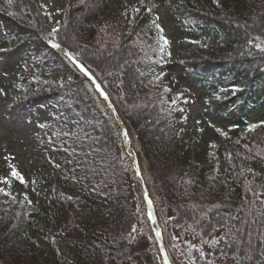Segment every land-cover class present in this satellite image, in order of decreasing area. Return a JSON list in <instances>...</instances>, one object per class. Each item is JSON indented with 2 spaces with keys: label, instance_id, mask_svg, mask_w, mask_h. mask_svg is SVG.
I'll return each mask as SVG.
<instances>
[{
  "label": "trees",
  "instance_id": "trees-1",
  "mask_svg": "<svg viewBox=\"0 0 264 264\" xmlns=\"http://www.w3.org/2000/svg\"><path fill=\"white\" fill-rule=\"evenodd\" d=\"M171 1L62 0L53 33L44 0H0L2 105L48 114L26 184L0 174V264H164L126 142L170 264H264V0ZM160 6L207 34L173 51ZM194 82L223 115L207 150L179 127Z\"/></svg>",
  "mask_w": 264,
  "mask_h": 264
},
{
  "label": "rangeland",
  "instance_id": "rangeland-1",
  "mask_svg": "<svg viewBox=\"0 0 264 264\" xmlns=\"http://www.w3.org/2000/svg\"><path fill=\"white\" fill-rule=\"evenodd\" d=\"M136 0H126V4L131 7ZM171 3H177L172 0ZM45 12L51 18V28H54L61 20L63 12L62 0H44ZM158 16L165 30L166 36L172 42L173 51L176 48L177 41L182 37H187L194 43L202 41V37L207 34L208 25H199L197 29L200 32H195L194 29L187 30L183 28L179 18L171 11L163 6L158 9ZM3 38V33L0 27V39ZM175 72H180L181 68L173 66ZM8 69L0 71V88L7 86L9 82L14 80V74L6 73ZM6 77V78H5ZM9 77V78H8ZM188 88V86L186 85ZM189 89V88H188ZM188 96L191 101L186 110V116L179 123L182 138L196 137L201 150H207L209 147L219 143L218 133L215 131L214 125L220 123L223 115H217L210 110V105L206 100L205 94L202 92V87H199L194 82L189 89ZM20 106H15L12 110L4 109L0 99V174L7 167L15 168L20 174L28 175L32 172L29 159L31 158L30 142L37 131L38 124L48 119V114L41 108L37 109L36 114H32L28 118L18 115L17 110ZM248 121L256 123L259 119L255 112L248 113ZM38 166V163H36ZM4 175L6 173L4 172ZM157 228V227H156ZM155 227H152L150 234L155 236ZM61 251L72 258L67 247L63 246ZM219 264H231L229 262H219Z\"/></svg>",
  "mask_w": 264,
  "mask_h": 264
},
{
  "label": "snow or ice",
  "instance_id": "snow-or-ice-1",
  "mask_svg": "<svg viewBox=\"0 0 264 264\" xmlns=\"http://www.w3.org/2000/svg\"><path fill=\"white\" fill-rule=\"evenodd\" d=\"M11 2H12V0H8L9 5H11ZM41 7H44V5H41ZM134 11H135V9H134ZM157 28H159V26H157ZM52 31H53V33H55V32L58 31V29L53 28ZM161 31H162V30H161ZM160 39H161V41L163 42V45H167V44H168L167 39H165V38L163 37V35H161ZM53 47H57V48H58L59 45H53ZM256 48H257L258 50L264 51V48H262L261 45H256ZM161 51H163V48H161ZM64 55H65V56H68V58H69L70 60H72L73 63H76V64H77V67L80 68V71H81V72H84L85 75H88V72H87V70L84 68V66L81 65V64H79V63L74 59V57H72L68 52H65ZM93 82L95 83V81H93ZM96 87H97V90L100 89V86H99L98 84L96 85ZM166 91H167V89H166ZM100 94H101L105 99H108L107 94L104 93L103 91H101ZM256 127H257V125H254V124H253V125H249L247 130H248V131H252V130L255 129ZM217 131H219V129H218ZM10 167H11V166H10ZM10 175H11L14 179L18 180L21 184H26V181L24 180V178L22 177V175H21V174L15 169V168H11ZM0 183H5V184H7L8 181H7L6 178H5V179H0ZM0 194L6 195V196H7V195H10V193L5 192L3 189H0ZM253 194L256 195V196H259V195H260V193H257V192H255L254 190H253ZM146 198H147V197H146ZM25 199H27V197H25ZM69 199H71V197H69ZM148 202H149V205L151 206V201L149 200ZM30 203H31V202L29 201V204H30ZM261 203H264V201H261ZM149 218L152 219L151 213H149ZM232 219H236V217H232ZM133 231H135V229H133ZM155 236H156L158 239L161 238V232H160L158 229L155 230ZM221 239H223V237H221ZM212 243H213V245H215L216 241L213 240ZM197 251H199V249H198ZM161 255H162V257H163L164 264H169L168 256L164 253L163 250H161ZM200 255H201V257H203L204 253L201 252ZM250 258H251V257H249V259H250Z\"/></svg>",
  "mask_w": 264,
  "mask_h": 264
},
{
  "label": "water",
  "instance_id": "water-1",
  "mask_svg": "<svg viewBox=\"0 0 264 264\" xmlns=\"http://www.w3.org/2000/svg\"><path fill=\"white\" fill-rule=\"evenodd\" d=\"M77 65V64H76ZM79 68V67H78ZM84 73V72H83ZM87 77L93 82V81H95L89 74L87 75ZM94 83V82H93ZM95 86L97 85V83H96V81H95ZM99 92H100V90H98ZM101 97L102 98H104L102 95H101ZM130 155H132V153H129ZM138 180L140 181V178H138ZM143 195L145 196V198H146V194H145V192L143 193ZM161 250H163V248H162V245H161Z\"/></svg>",
  "mask_w": 264,
  "mask_h": 264
}]
</instances>
